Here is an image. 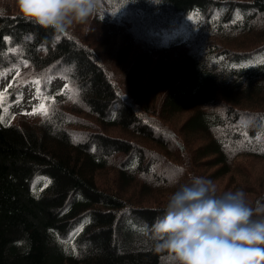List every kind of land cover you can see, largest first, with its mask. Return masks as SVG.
<instances>
[{
	"label": "trees",
	"instance_id": "obj_1",
	"mask_svg": "<svg viewBox=\"0 0 264 264\" xmlns=\"http://www.w3.org/2000/svg\"><path fill=\"white\" fill-rule=\"evenodd\" d=\"M120 1L150 45L127 64L128 84L74 35L0 11V84L11 78L0 90V264H173L150 228L193 175L228 177L264 203L250 176V160L264 161V0ZM179 47L183 72L163 99L137 93L153 52ZM56 80L72 91L59 95ZM30 87L55 103L21 127Z\"/></svg>",
	"mask_w": 264,
	"mask_h": 264
},
{
	"label": "clouds",
	"instance_id": "obj_2",
	"mask_svg": "<svg viewBox=\"0 0 264 264\" xmlns=\"http://www.w3.org/2000/svg\"><path fill=\"white\" fill-rule=\"evenodd\" d=\"M99 0H16L19 15L43 29L63 33L83 24ZM157 251L173 264H264V203L251 204L237 189L218 193L193 175L166 203L150 228Z\"/></svg>",
	"mask_w": 264,
	"mask_h": 264
},
{
	"label": "rangeland",
	"instance_id": "obj_3",
	"mask_svg": "<svg viewBox=\"0 0 264 264\" xmlns=\"http://www.w3.org/2000/svg\"><path fill=\"white\" fill-rule=\"evenodd\" d=\"M0 11L4 13H18L16 0H0ZM96 17H104L106 24L96 21ZM111 18L114 22L111 23ZM122 19L120 23L118 20ZM110 20L109 22H107ZM64 33L74 35V38L84 42L94 48L104 59L113 78L118 79L123 84L127 83L125 68L137 53L148 51L150 45L143 29V24L138 18L137 11L131 9L120 0H99L96 12L83 24H73ZM186 50L176 48L167 51L153 52V63L146 82L137 89V93H142L149 98L157 91L158 98L163 99L170 84L176 82L181 76L184 68ZM135 60V59H134ZM119 62L121 64H119ZM30 72H24L19 80L23 81ZM148 83V85H146ZM4 82L1 86H3ZM128 84V83H127ZM32 98L31 104L28 98ZM19 109L15 112L16 124L18 126H37L42 117L40 115H26L32 111L35 104L33 91L30 89L27 98L20 103ZM155 105V104H154ZM155 107V106H154ZM188 113L185 112L177 120L183 123ZM250 176L264 188V161L250 160ZM219 192L235 191L234 184L228 177H224L215 183ZM248 201V197L246 196Z\"/></svg>",
	"mask_w": 264,
	"mask_h": 264
},
{
	"label": "snow or ice",
	"instance_id": "obj_4",
	"mask_svg": "<svg viewBox=\"0 0 264 264\" xmlns=\"http://www.w3.org/2000/svg\"><path fill=\"white\" fill-rule=\"evenodd\" d=\"M156 2H158V0H156ZM5 39H8V38H5ZM60 39V37L58 36L57 37V40H59ZM25 66L27 65V61L25 60V61H23L22 62ZM15 71H16V75L17 76H19V66H17L16 67V69H15ZM33 83H35V84H39V80L38 79H36V80H34L33 81ZM12 85L11 84H9V87H11ZM6 91L7 90H5V92H0V101H2L3 99H4V97H5V94H6ZM72 90L69 88V86L68 85H65V89L64 90H62L60 93H58L59 95H64V94H66V93H69V92H71ZM37 92H38V96H39V89H37ZM39 98H40V100H41V103H39L38 105H36L35 107H33V109H32V111L31 112H29V113H25L26 115H41V116H44V117H48V115H49V108H50V105L48 104V103H46V101H51V103H55V100H54V98H50V97H46V96H39ZM70 100L71 99H73V97H72V95H69V97H68ZM75 102V101H74ZM5 111H7V109H5ZM3 121V118L2 117H0V122H2ZM48 183H50V181L48 182ZM45 187H47V183L45 184ZM73 252H75V248L73 247Z\"/></svg>",
	"mask_w": 264,
	"mask_h": 264
}]
</instances>
